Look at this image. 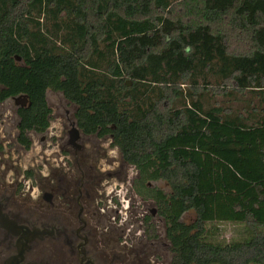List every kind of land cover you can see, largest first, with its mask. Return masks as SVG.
<instances>
[{
  "label": "trees",
  "instance_id": "1",
  "mask_svg": "<svg viewBox=\"0 0 264 264\" xmlns=\"http://www.w3.org/2000/svg\"><path fill=\"white\" fill-rule=\"evenodd\" d=\"M49 90L140 171L177 264H264V0H0V103L27 97L26 149ZM217 221L250 235L207 240Z\"/></svg>",
  "mask_w": 264,
  "mask_h": 264
},
{
  "label": "flooded vegetation",
  "instance_id": "2",
  "mask_svg": "<svg viewBox=\"0 0 264 264\" xmlns=\"http://www.w3.org/2000/svg\"><path fill=\"white\" fill-rule=\"evenodd\" d=\"M20 97L13 99L18 110L30 105ZM76 125L72 124L79 132L76 145L70 143L72 129L68 141L73 160L54 167L46 176L31 173L36 198L31 193L27 198L26 190L16 193L23 184L12 187L0 182V264H177L169 223L159 203L142 188L140 171L125 163L121 154L128 170L135 171L131 177L129 172L124 175L130 181L125 217L121 199L106 198L101 171L91 165L89 155H83V132ZM19 126L20 122L18 130ZM32 132L38 133L26 132L29 140ZM152 184L146 187L156 189ZM139 201L155 209H142Z\"/></svg>",
  "mask_w": 264,
  "mask_h": 264
},
{
  "label": "rangeland",
  "instance_id": "3",
  "mask_svg": "<svg viewBox=\"0 0 264 264\" xmlns=\"http://www.w3.org/2000/svg\"><path fill=\"white\" fill-rule=\"evenodd\" d=\"M47 102L51 111L49 128L44 133L32 132L28 135L31 140L29 149L21 145L17 139L19 105L13 99L0 104V182L11 184L12 187L17 183L23 184L22 186L26 184V187L21 186L16 189V193L20 195L26 190L27 198H29V193L33 198L38 195L35 178H32L31 173L41 172L43 176H46L54 167H61V163L73 160L74 157L73 150L68 146V141L72 124H76V107L69 103L62 93L53 90L48 91ZM81 144L84 147L83 155H89L91 165L102 173L106 198L121 199L122 214L126 217L129 214L127 213L129 201L126 199L129 197L128 182L130 181H125L124 175L129 172L131 177L135 171L128 170V167L124 165L119 148L114 146L109 137L85 136L82 133ZM60 173L59 170L58 174ZM151 183H153V187H157L167 194L170 193L165 182ZM137 198L139 199V196ZM138 204L142 209L145 207L149 211L155 209L151 203L142 206L139 201ZM149 211L147 212L150 214ZM195 220L196 215L192 211L186 213L183 218L186 224L194 223ZM206 227L205 238L218 244L226 245L239 242L250 235L245 231L243 224L235 222L217 221L207 223Z\"/></svg>",
  "mask_w": 264,
  "mask_h": 264
},
{
  "label": "water",
  "instance_id": "4",
  "mask_svg": "<svg viewBox=\"0 0 264 264\" xmlns=\"http://www.w3.org/2000/svg\"><path fill=\"white\" fill-rule=\"evenodd\" d=\"M16 61L21 62V59L16 57ZM20 98H24V100L27 101V98L25 96L24 97L21 96ZM78 138H79L78 129L73 128L72 131L70 132V143L76 145V141L78 140Z\"/></svg>",
  "mask_w": 264,
  "mask_h": 264
},
{
  "label": "crops",
  "instance_id": "5",
  "mask_svg": "<svg viewBox=\"0 0 264 264\" xmlns=\"http://www.w3.org/2000/svg\"><path fill=\"white\" fill-rule=\"evenodd\" d=\"M247 97H248V96H246L245 98H238V101H237L236 104H241V105L244 106V104H245L246 101H247ZM249 99H250V97H249ZM242 114L244 115V117H247V116H248L247 113H245V111H242ZM238 224H239V223H238ZM240 224H242V223H240ZM243 225H244V224H243ZM244 227H245V231H247L245 225H244Z\"/></svg>",
  "mask_w": 264,
  "mask_h": 264
}]
</instances>
